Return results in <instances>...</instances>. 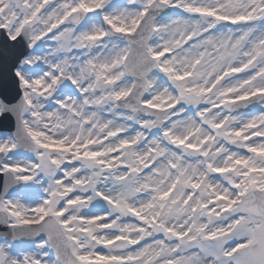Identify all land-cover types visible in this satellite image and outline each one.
<instances>
[{
	"label": "snow or ice",
	"instance_id": "obj_1",
	"mask_svg": "<svg viewBox=\"0 0 264 264\" xmlns=\"http://www.w3.org/2000/svg\"><path fill=\"white\" fill-rule=\"evenodd\" d=\"M0 32V264H264V0H0Z\"/></svg>",
	"mask_w": 264,
	"mask_h": 264
},
{
	"label": "water",
	"instance_id": "obj_2",
	"mask_svg": "<svg viewBox=\"0 0 264 264\" xmlns=\"http://www.w3.org/2000/svg\"><path fill=\"white\" fill-rule=\"evenodd\" d=\"M3 38V33L0 32V39ZM19 93L18 89L16 87L14 79L11 77L10 74L0 72V100L2 103L5 104H12L18 101ZM9 114L4 115L0 118V130L6 128V122L7 117H9ZM12 132L15 131V129H11ZM0 190H2V186L4 183V177L0 175ZM3 229H0V232H2Z\"/></svg>",
	"mask_w": 264,
	"mask_h": 264
},
{
	"label": "rangeland",
	"instance_id": "obj_3",
	"mask_svg": "<svg viewBox=\"0 0 264 264\" xmlns=\"http://www.w3.org/2000/svg\"><path fill=\"white\" fill-rule=\"evenodd\" d=\"M6 134H9V133L7 132L0 133V135H6Z\"/></svg>",
	"mask_w": 264,
	"mask_h": 264
}]
</instances>
